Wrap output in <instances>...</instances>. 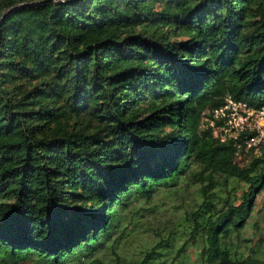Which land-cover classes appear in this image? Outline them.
Instances as JSON below:
<instances>
[{"label":"trees","instance_id":"trees-1","mask_svg":"<svg viewBox=\"0 0 264 264\" xmlns=\"http://www.w3.org/2000/svg\"><path fill=\"white\" fill-rule=\"evenodd\" d=\"M19 4L0 23V264H104L137 204L196 181L136 264H264L242 236L264 148L239 160L202 127L227 95L264 106V0H0V20Z\"/></svg>","mask_w":264,"mask_h":264},{"label":"rangeland","instance_id":"rangeland-1","mask_svg":"<svg viewBox=\"0 0 264 264\" xmlns=\"http://www.w3.org/2000/svg\"><path fill=\"white\" fill-rule=\"evenodd\" d=\"M240 155L253 154L241 152ZM201 185L202 183L197 181L191 185H186V188H181L176 196L168 194L167 191H160L151 201H143L137 204L135 210L129 213L134 224H130L128 220L123 224L127 226L129 234L127 233L126 236L122 237L121 244H117L119 245L116 248L118 254L109 249H104L98 254L103 259L104 264H136V261L144 255L145 251L150 250L160 238L166 237L169 231L179 227L180 219L185 210L190 209L199 199V187ZM237 185L235 198L238 199L239 203L242 201V195L248 186L243 183ZM254 203L253 215L242 232V236L248 239V243H243V251L245 254L251 253V250L247 252L246 249V246L250 245L254 250L261 252V257L264 258V188L254 197ZM180 227L183 226L180 225ZM180 234L181 228H179L177 236ZM189 252L193 264H200L195 259L194 248H191ZM171 259V256L167 257L163 264H171ZM19 264H39V262L35 259H28Z\"/></svg>","mask_w":264,"mask_h":264},{"label":"built area","instance_id":"built-area-1","mask_svg":"<svg viewBox=\"0 0 264 264\" xmlns=\"http://www.w3.org/2000/svg\"><path fill=\"white\" fill-rule=\"evenodd\" d=\"M212 115L214 118L204 117L202 127H213L214 134L220 137L222 141L232 139L237 147L239 160L263 156L264 106L256 109L227 95L225 104L221 108L213 110ZM215 119L222 121V124L216 126ZM242 136L243 140L240 142L239 139ZM241 152L252 153L253 155H240Z\"/></svg>","mask_w":264,"mask_h":264},{"label":"water","instance_id":"water-1","mask_svg":"<svg viewBox=\"0 0 264 264\" xmlns=\"http://www.w3.org/2000/svg\"><path fill=\"white\" fill-rule=\"evenodd\" d=\"M25 4H19V5H16V6H14V7H12L2 18H1V20H0V23L4 20V18L8 15V14H10L12 11H14L15 9H17V8H19V7H22V6H24Z\"/></svg>","mask_w":264,"mask_h":264}]
</instances>
